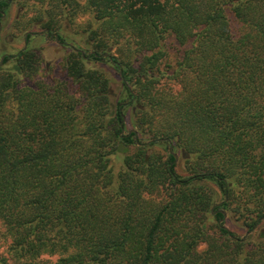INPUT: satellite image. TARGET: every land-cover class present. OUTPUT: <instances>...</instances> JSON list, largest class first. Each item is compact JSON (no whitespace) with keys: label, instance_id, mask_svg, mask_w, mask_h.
Listing matches in <instances>:
<instances>
[{"label":"trees","instance_id":"obj_1","mask_svg":"<svg viewBox=\"0 0 264 264\" xmlns=\"http://www.w3.org/2000/svg\"><path fill=\"white\" fill-rule=\"evenodd\" d=\"M14 1L60 43L88 15L93 52L65 61L79 97L33 49L0 68V264H264V0ZM87 58L120 76L114 107Z\"/></svg>","mask_w":264,"mask_h":264},{"label":"rangeland","instance_id":"obj_2","mask_svg":"<svg viewBox=\"0 0 264 264\" xmlns=\"http://www.w3.org/2000/svg\"><path fill=\"white\" fill-rule=\"evenodd\" d=\"M82 5L86 0H78ZM4 16L0 18V68L12 69L15 64L14 56L25 48L33 49L40 61V70L37 76L38 80L41 81H53V82H66L69 88L76 97H79V91L77 85L73 83L64 70L66 58L72 51V48L81 50L84 54L92 53V47L87 44L89 42L88 36L82 32V28L90 20L88 15H81L76 19V24L71 25L67 22H62L61 35L64 42L60 44L55 42L53 38L47 37L41 32L46 29H42L39 25L33 23L34 13L27 11L25 15L19 13V7L14 0H9V6L2 11ZM231 28L233 33H237L239 25L230 18ZM55 34V32H52ZM27 34L29 40L24 47V36ZM167 57L163 60V66L169 72L170 66L174 65L177 56L179 55L180 49L175 42L168 40L165 45ZM75 50V49H74ZM182 50V49H181ZM117 56L115 49L113 48L110 52H106L107 56ZM117 53V51H116ZM8 57L6 64L1 63L2 57ZM106 58V57H104ZM87 68L98 69L103 71L110 81V102L111 106L120 100L121 96V85L120 76L112 68L111 64L106 61H93L89 58L84 60ZM169 66V67H168ZM166 83L165 87L169 88L172 92H178L179 85L171 81L164 80ZM134 128L130 121H127L124 132L132 131ZM177 160L179 159L176 155ZM113 165L115 171L122 166V156L118 155L113 158ZM178 173L184 175L181 168H178ZM225 219L224 226L232 232L237 238L247 240L248 242L253 241L255 233L249 235L247 230L243 227L242 223L236 221L228 211H224ZM261 229H264V219L262 220ZM3 226L0 222V235L3 233ZM7 242L0 240V255L6 256ZM206 249L205 244H201L197 250L202 252ZM53 260V259H52Z\"/></svg>","mask_w":264,"mask_h":264},{"label":"water","instance_id":"obj_3","mask_svg":"<svg viewBox=\"0 0 264 264\" xmlns=\"http://www.w3.org/2000/svg\"><path fill=\"white\" fill-rule=\"evenodd\" d=\"M0 1H2V0H0ZM44 33H47V35H48V32H47L46 30L43 31V32H41V34H44ZM53 37L55 38V42L58 43L59 41H58L57 36L54 35ZM26 39H27V34L24 36V47H26V43H27ZM75 52H79V51L75 50ZM103 57H107V54H103ZM131 132H132V131H129L128 134H130ZM169 151H171V148H170ZM175 157H176V156H175Z\"/></svg>","mask_w":264,"mask_h":264},{"label":"flooded vegetation","instance_id":"obj_4","mask_svg":"<svg viewBox=\"0 0 264 264\" xmlns=\"http://www.w3.org/2000/svg\"><path fill=\"white\" fill-rule=\"evenodd\" d=\"M4 16V13L2 12V11H0V18H2ZM47 31V30H46ZM48 32V31H47ZM47 37L49 36L50 38H53L54 40H55V38L53 37L54 36V34H52V35H50L49 33H48V35H47V33H44ZM59 43V42H58ZM61 44V43H60ZM5 57L3 56L2 58H1V62L3 61V59H4Z\"/></svg>","mask_w":264,"mask_h":264}]
</instances>
